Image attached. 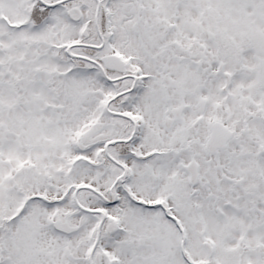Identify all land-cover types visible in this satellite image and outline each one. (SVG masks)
<instances>
[{
    "label": "snow or ice",
    "instance_id": "6c2138e0",
    "mask_svg": "<svg viewBox=\"0 0 264 264\" xmlns=\"http://www.w3.org/2000/svg\"><path fill=\"white\" fill-rule=\"evenodd\" d=\"M0 264H264V0H0Z\"/></svg>",
    "mask_w": 264,
    "mask_h": 264
}]
</instances>
